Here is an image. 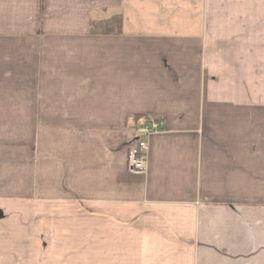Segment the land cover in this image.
Returning a JSON list of instances; mask_svg holds the SVG:
<instances>
[{
    "label": "crops",
    "instance_id": "0c3cea01",
    "mask_svg": "<svg viewBox=\"0 0 264 264\" xmlns=\"http://www.w3.org/2000/svg\"><path fill=\"white\" fill-rule=\"evenodd\" d=\"M0 264H264V0H0Z\"/></svg>",
    "mask_w": 264,
    "mask_h": 264
},
{
    "label": "built area",
    "instance_id": "2783aa9c",
    "mask_svg": "<svg viewBox=\"0 0 264 264\" xmlns=\"http://www.w3.org/2000/svg\"><path fill=\"white\" fill-rule=\"evenodd\" d=\"M160 130L161 122L155 117L143 120L134 130V138L129 143L127 154V167L133 175L147 174L149 140L152 136L159 134Z\"/></svg>",
    "mask_w": 264,
    "mask_h": 264
},
{
    "label": "rangeland",
    "instance_id": "374dc122",
    "mask_svg": "<svg viewBox=\"0 0 264 264\" xmlns=\"http://www.w3.org/2000/svg\"><path fill=\"white\" fill-rule=\"evenodd\" d=\"M47 99H51V102L54 103L55 100L57 99V96H45ZM5 98L7 99V96H5ZM4 98V103H6V100ZM10 99V97H8ZM67 98V97H65ZM262 103V102H261ZM19 104L20 106L22 105V109H23V113L21 114V119L22 121L25 120L26 123V117H27V96H19ZM46 104L48 106V108H53L50 107L49 105V101L46 100ZM45 98L44 96H37V106H36V119H37V141L43 142V136H42V129H43V119H46V116H48L49 118V110L45 112ZM67 107L71 108L72 104L67 103ZM53 117V116H52ZM39 123H41L42 127L39 128ZM22 128L24 127V129L21 128V131L26 130V124H21ZM23 133V132H21Z\"/></svg>",
    "mask_w": 264,
    "mask_h": 264
},
{
    "label": "trees",
    "instance_id": "16d2710c",
    "mask_svg": "<svg viewBox=\"0 0 264 264\" xmlns=\"http://www.w3.org/2000/svg\"><path fill=\"white\" fill-rule=\"evenodd\" d=\"M123 18L121 14H113L110 18L91 23V34L101 36L121 35Z\"/></svg>",
    "mask_w": 264,
    "mask_h": 264
}]
</instances>
